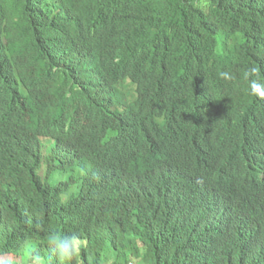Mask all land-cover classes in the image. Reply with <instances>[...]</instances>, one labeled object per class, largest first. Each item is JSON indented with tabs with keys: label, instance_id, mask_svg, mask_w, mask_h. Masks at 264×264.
Instances as JSON below:
<instances>
[{
	"label": "trees",
	"instance_id": "obj_1",
	"mask_svg": "<svg viewBox=\"0 0 264 264\" xmlns=\"http://www.w3.org/2000/svg\"><path fill=\"white\" fill-rule=\"evenodd\" d=\"M251 67L264 83V0H0V262L264 264V168L159 153L208 137L218 105L263 129ZM122 86L153 122L119 149L149 162L118 161L104 141ZM201 183L221 188L228 214ZM65 237L68 256L51 242Z\"/></svg>",
	"mask_w": 264,
	"mask_h": 264
},
{
	"label": "clouds",
	"instance_id": "obj_2",
	"mask_svg": "<svg viewBox=\"0 0 264 264\" xmlns=\"http://www.w3.org/2000/svg\"><path fill=\"white\" fill-rule=\"evenodd\" d=\"M222 77H227L228 73L221 72ZM250 75H255L249 83L250 92L253 95L264 97V83L259 81L258 70L251 67L244 72L247 80ZM111 105L114 112L105 116L103 121L104 141L109 143L113 150L120 151L118 161H123L126 157L132 159L136 155H142L149 162L144 152L138 147L129 149H119V145L125 141L130 132L134 131L139 121L146 119V125H151L153 119L140 100L138 93L129 87H116L111 92ZM226 105H218L207 116L213 124V132L199 143L193 140L187 146H179L174 143H162L159 146V153L168 163L175 158L190 153L199 169L211 170L217 164H223L233 172H250L264 168V128L259 129L254 121L248 120L246 116L242 119L227 117ZM5 118V113L0 109V122ZM42 122L39 121V132H42ZM201 126V120L199 122ZM263 125V124H262ZM155 129L163 132L165 126L159 121H155ZM197 129V130H198ZM117 161V162H118ZM222 172V171H221ZM221 188L201 183V196L211 198L213 206L220 207L228 214L229 204L220 194ZM221 217H219L220 220ZM60 253L64 256L71 255L76 250V241L72 237L63 239H53ZM2 264V262H0Z\"/></svg>",
	"mask_w": 264,
	"mask_h": 264
},
{
	"label": "rangeland",
	"instance_id": "obj_3",
	"mask_svg": "<svg viewBox=\"0 0 264 264\" xmlns=\"http://www.w3.org/2000/svg\"><path fill=\"white\" fill-rule=\"evenodd\" d=\"M19 260L23 261V259L21 257H19Z\"/></svg>",
	"mask_w": 264,
	"mask_h": 264
}]
</instances>
